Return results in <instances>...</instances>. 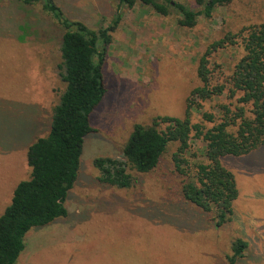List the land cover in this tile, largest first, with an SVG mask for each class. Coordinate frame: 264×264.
<instances>
[{
    "label": "rangeland",
    "instance_id": "obj_1",
    "mask_svg": "<svg viewBox=\"0 0 264 264\" xmlns=\"http://www.w3.org/2000/svg\"><path fill=\"white\" fill-rule=\"evenodd\" d=\"M53 1L68 20L95 31L110 23L118 6V0ZM172 1L200 9L195 0ZM10 4L17 2L0 0V216L16 185L29 178L27 148L48 134L65 88L58 69L63 29L40 3L16 6L19 15ZM120 15L105 48L106 93L90 114L92 132L84 138L78 175L64 203L67 216L30 230L16 264H227L237 239L247 247L235 264H264V147L222 159L238 190L231 221L222 227H215L214 212L183 202L185 179L172 163L177 143L168 145L151 172L130 171L135 183L128 189L101 184L92 165L95 158L119 157L135 125L183 118L189 93L201 86L196 72L205 49L227 33L264 23V0H231L191 28L177 24V12L161 16L139 1L122 7ZM243 54L240 39L215 52L212 81L227 79ZM219 105L233 109L235 102L225 95L200 102L191 110V124L210 129L213 123L202 114L217 122ZM204 148L192 132L185 156L191 175L195 164L205 163Z\"/></svg>",
    "mask_w": 264,
    "mask_h": 264
},
{
    "label": "trees",
    "instance_id": "obj_2",
    "mask_svg": "<svg viewBox=\"0 0 264 264\" xmlns=\"http://www.w3.org/2000/svg\"><path fill=\"white\" fill-rule=\"evenodd\" d=\"M19 1L26 6L40 3L41 10L63 29L58 69L65 88L53 108L48 134L27 148L29 178L16 185L10 204L0 216V264H16L24 249V237L30 230L67 216L64 203L78 175L84 138L92 132L90 114L106 93L102 73L105 48L121 21L120 9H131L139 1L161 16L177 12L180 15L177 24L191 28L198 17L210 18L216 7L231 2L195 0L200 9L194 12L172 0H118L116 15L105 28L95 31L82 22L68 20L53 0ZM238 39L243 56L227 79L213 82L215 68L209 67L211 56L236 45ZM196 73L201 86L189 93L183 118L155 117L146 126L135 125L119 157L95 158L92 165L101 184L128 189L135 183L130 171L151 172L168 145L177 143L172 163L175 172L185 179L180 190L183 202L203 213L214 212L215 227H222L231 221L233 202L238 197L234 176L222 165V159L245 156L264 147V23L235 34L227 33L209 44L198 60ZM222 95L234 99L233 109L219 105L217 122L213 115L203 113L202 119L213 123L208 130L191 124L193 108L199 109L200 102ZM192 132L205 143V163L195 164L193 175L185 157ZM191 157L197 158L195 154ZM246 247L244 241L235 240L231 254L226 257L227 264L241 259Z\"/></svg>",
    "mask_w": 264,
    "mask_h": 264
},
{
    "label": "crops",
    "instance_id": "obj_3",
    "mask_svg": "<svg viewBox=\"0 0 264 264\" xmlns=\"http://www.w3.org/2000/svg\"><path fill=\"white\" fill-rule=\"evenodd\" d=\"M16 2H17V5L16 6H18V7H21V8H23V7H25L26 5H24L21 1H19V0H15ZM14 4H10V8H12L14 11H15V13H16V15H19V8H17ZM262 148V147H261ZM257 150V149H256ZM251 153V152H250ZM14 191V190H13ZM12 198V197H11Z\"/></svg>",
    "mask_w": 264,
    "mask_h": 264
}]
</instances>
